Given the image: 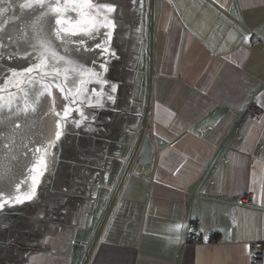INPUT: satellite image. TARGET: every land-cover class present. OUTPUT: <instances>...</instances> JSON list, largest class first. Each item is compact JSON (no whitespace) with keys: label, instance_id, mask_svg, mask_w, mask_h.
<instances>
[{"label":"crops","instance_id":"1","mask_svg":"<svg viewBox=\"0 0 264 264\" xmlns=\"http://www.w3.org/2000/svg\"><path fill=\"white\" fill-rule=\"evenodd\" d=\"M144 4L132 148L23 264H264V0ZM251 101L258 118L243 117Z\"/></svg>","mask_w":264,"mask_h":264},{"label":"water","instance_id":"2","mask_svg":"<svg viewBox=\"0 0 264 264\" xmlns=\"http://www.w3.org/2000/svg\"><path fill=\"white\" fill-rule=\"evenodd\" d=\"M52 1L45 0L43 6L34 3L33 7L25 8L23 7L25 0H0V89H4L0 95L4 97L6 105L10 97L13 99L11 111H8L7 107L0 111V149L21 125L23 118L35 115L39 109L40 114L44 113L40 117L45 115L48 117L46 113L53 111V85H49L51 94L48 92L41 94L42 85L47 81L50 84V78L61 83L63 78L66 80L73 73L68 67L67 60L57 50L58 57L63 59L48 56L46 66L37 68L43 54L40 40L51 39L55 49L56 42L59 41H56L51 33L52 26L46 21L49 20L50 13L46 10ZM104 1H110L119 7L118 22L127 20L132 37L128 45L129 53L133 56L132 73L129 72L132 81L128 79L131 84L128 103L117 100L113 111L105 113L101 130L79 132L80 156H76L73 141L69 146L65 145L67 152L60 157L67 161L56 162L55 176L46 182L48 192L39 195L32 213L34 218L32 231L27 232L23 229L22 239L17 243L16 249L19 252L17 259L12 261L11 254H8L7 259L0 255V264H23L27 253L44 251L39 249L44 233H50V228H64L63 218L66 216L67 207L77 205L79 210V201H94L87 188H98V182H102V187L111 184L134 135L137 118L140 116L142 94L145 4L144 0ZM125 9L128 11L127 18L124 16ZM45 33L47 35H44ZM28 69L34 70L24 75ZM21 76L25 79L22 85L23 92L13 86ZM25 93L30 104L34 102L35 111L27 113L19 111L25 104ZM126 106L129 112L125 115L123 112ZM109 120L112 121L111 124ZM56 123L48 124V127L56 129ZM152 153L153 147L147 127L136 163H149ZM25 227L28 230V226Z\"/></svg>","mask_w":264,"mask_h":264},{"label":"flooded vegetation","instance_id":"3","mask_svg":"<svg viewBox=\"0 0 264 264\" xmlns=\"http://www.w3.org/2000/svg\"><path fill=\"white\" fill-rule=\"evenodd\" d=\"M63 0H61V3ZM97 4H112L104 0H94ZM55 0L50 5L54 6ZM111 14L115 23L112 31L111 41L104 44V34L107 29H100V32L93 37L73 36L67 41H57L56 50L62 53L67 61L68 67L73 73L65 80L59 83L50 78V84L53 85L54 108L44 117H40V110H36L35 115L27 119H22L21 125L14 134L8 138L0 149V201H4V206L0 209V255L5 259L11 254L12 261L17 259L19 252L16 249L18 241L22 239V230L30 232L34 223L33 208L38 202L39 195L48 192L46 182L55 176L56 162H66L61 155L66 154L67 146L71 141L74 142L76 156H80V131L101 130L104 125L105 113H111L117 100L128 103V91L131 84L132 73V55L129 53L128 45L132 41L129 32L127 20L118 22L119 7ZM49 12V8L46 10ZM127 9L124 10V16L127 18ZM72 19L76 18V13H69ZM48 24L52 26L51 33L55 27V19L52 13L48 14ZM50 22V23H49ZM44 35H47L45 33ZM50 35V34H49ZM84 44L81 45L80 41ZM101 43L107 47L108 51L97 48L96 44ZM103 66V67H102ZM107 69L106 71L104 69ZM83 70H93L102 74V78L107 83L101 86L98 83H87L84 87L87 89L86 96L80 97V102L73 104L72 97L65 99V95L71 89L75 91L80 87ZM130 75V76H129ZM67 85L65 92L60 91V87ZM112 85L116 86V91H112ZM103 93L102 96L93 94ZM43 91V90H42ZM108 96L114 97L109 100ZM99 101V103H98ZM69 110L67 116L65 110ZM81 112L84 117L82 118ZM129 108L126 106L124 114H128ZM110 119V118H109ZM80 121L79 126L77 122ZM57 125L56 129H51L48 124ZM111 124L112 121L109 120ZM58 125L60 126L58 128ZM61 131L62 135L57 140L56 132ZM41 133V134H39ZM96 138V137H93ZM66 147V148H64ZM56 148V149H55ZM66 150V151H65ZM62 159V160H61ZM46 162V167L40 165V161ZM37 168L38 171H33ZM42 172V175L39 174ZM54 172V173H53ZM34 178L36 183H34ZM31 199H26L28 195ZM19 197L22 202H15ZM25 226H28V230ZM29 227L31 230H29ZM9 254V255H8Z\"/></svg>","mask_w":264,"mask_h":264},{"label":"snow or ice","instance_id":"4","mask_svg":"<svg viewBox=\"0 0 264 264\" xmlns=\"http://www.w3.org/2000/svg\"><path fill=\"white\" fill-rule=\"evenodd\" d=\"M40 4L43 6L45 3V0H25V3L23 4V7L25 8H31L33 7V4ZM116 11L115 5L112 4H97L94 2V0H63L61 3V0H55L54 6H49V12L53 14L55 19V27L53 29V36L56 40L61 41H67L69 37L73 36H86V37H93L95 34L100 32V29H107L108 31L104 34L105 40L104 44H107L111 41L112 37V31L115 28V23L113 19L111 18V14ZM69 13H76V18L72 19L69 15ZM80 44L83 45L84 41L81 40ZM40 46L43 49L42 59L40 65L37 66V68H43L46 66V61L48 56L52 57H58V53L55 49L54 43L51 39H41L40 40ZM97 48H102L101 43L96 44ZM103 51L107 52L108 48L103 47ZM60 58V57H58ZM63 59V58H60ZM67 63H73L72 61H66ZM103 67V66H102ZM34 69H28L27 73L24 75H27L31 73ZM107 70L106 68L104 69ZM57 75H59V72H57ZM82 78L80 81V87H78L75 91H72L71 89L67 92L65 95V99H68L70 96L72 97V103H78L80 102V97L82 95L86 96L87 89L84 87L87 83H98L101 86L103 84L107 83L102 78L101 73H97L93 70H83L82 71ZM30 82V80L28 81ZM13 83V82H10ZM25 83V79L23 76L19 77L14 83L13 86L19 88L22 92L24 91L22 85ZM43 92L50 93V87L48 84H43ZM67 85L60 87V91L62 93L65 92V88ZM4 89H0V92H3ZM112 91H116V86L112 85ZM93 94L97 96H102L103 93H96L95 90H93ZM109 100H114V97L108 96ZM12 103L13 99L10 97L7 105L4 103V97L0 95V111H2L5 107H7L8 111L12 110ZM99 103V101H98ZM19 111L23 113H27L28 111H35L34 102L30 104V102L27 100V93H25V104L22 108L19 109ZM69 114V110L66 109L64 115L67 116ZM82 118L84 117L83 112H81ZM80 121L77 122V126H79ZM60 126L58 125V128ZM62 135L61 131L56 132V139L58 140L60 136ZM40 165L42 167H46V162L41 160ZM33 171H38L37 168H34ZM40 175H42V172H39ZM34 183H36V180L34 178ZM32 195H34V192L31 195H28L26 199H31ZM17 203L22 202L19 197H16ZM4 206V201H0V209H2ZM179 225H177V230L179 229Z\"/></svg>","mask_w":264,"mask_h":264},{"label":"built area","instance_id":"5","mask_svg":"<svg viewBox=\"0 0 264 264\" xmlns=\"http://www.w3.org/2000/svg\"><path fill=\"white\" fill-rule=\"evenodd\" d=\"M262 113L261 108L256 104L255 101H251L247 110L244 112L243 117H251V118H258ZM246 199V197H245ZM254 249V256L257 261H260L262 258V251H261V243L255 242L252 244Z\"/></svg>","mask_w":264,"mask_h":264},{"label":"rangeland","instance_id":"6","mask_svg":"<svg viewBox=\"0 0 264 264\" xmlns=\"http://www.w3.org/2000/svg\"><path fill=\"white\" fill-rule=\"evenodd\" d=\"M147 81H148V74H146V72L143 70V73H142V94H141V101L144 100L145 97H146V90L144 88V85H145V83H147ZM141 129H142V125H140V132L142 133V130ZM137 131H139V130H138V128L136 130V127H135V132H134V135H133L132 140L130 142L131 148H132V141H133L134 136L137 133Z\"/></svg>","mask_w":264,"mask_h":264}]
</instances>
